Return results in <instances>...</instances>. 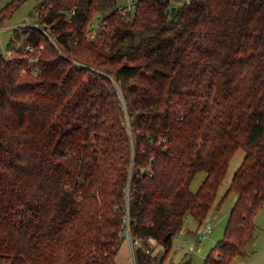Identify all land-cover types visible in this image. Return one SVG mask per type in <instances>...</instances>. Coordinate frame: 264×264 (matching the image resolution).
Here are the masks:
<instances>
[{
  "label": "trees",
  "instance_id": "1",
  "mask_svg": "<svg viewBox=\"0 0 264 264\" xmlns=\"http://www.w3.org/2000/svg\"><path fill=\"white\" fill-rule=\"evenodd\" d=\"M22 1L0 9V31ZM34 1L11 53L0 46V264L114 263L130 175L133 233L166 264L238 148L235 202L203 262L247 255L264 203V0H139L128 17L117 0Z\"/></svg>",
  "mask_w": 264,
  "mask_h": 264
},
{
  "label": "rangeland",
  "instance_id": "2",
  "mask_svg": "<svg viewBox=\"0 0 264 264\" xmlns=\"http://www.w3.org/2000/svg\"><path fill=\"white\" fill-rule=\"evenodd\" d=\"M12 0H0V9L6 7L7 3ZM34 0H23L22 3L13 8L7 18L2 22L4 27H14L24 24H31L36 15ZM11 29H4L0 31V46L3 49L7 48L8 39L11 35ZM7 50V49H6ZM12 50H7L5 53L9 55ZM244 157V151L242 148H238L229 161L226 169V175L220 187L218 189L215 204L208 212L206 219L198 224L196 220L188 216L180 229L171 239V249L167 254L166 264H204V258L215 243L221 239L224 235L225 224L228 219V213L234 204L236 194L229 192L224 196L229 183ZM206 173L204 171H198L191 182V190H197L198 185L205 178ZM224 196V198H223ZM255 237L250 243V252L243 256H237L230 260L228 264H262L264 258V203L262 207L255 213ZM209 224L210 230L204 238L199 241L200 233H203L204 227ZM190 228L191 232L184 233L183 229ZM183 231V232H182ZM195 251H188L189 247L196 244ZM112 264H132L130 249L126 241L120 244L119 251Z\"/></svg>",
  "mask_w": 264,
  "mask_h": 264
},
{
  "label": "built area",
  "instance_id": "3",
  "mask_svg": "<svg viewBox=\"0 0 264 264\" xmlns=\"http://www.w3.org/2000/svg\"><path fill=\"white\" fill-rule=\"evenodd\" d=\"M187 1V0H186ZM139 4V0H117L116 8L118 10L119 15L123 17H128L133 15L136 7ZM44 33L48 37L49 41L52 43L56 42L54 35H52L48 30H44ZM30 49V48H29ZM37 58H34V61ZM130 175L129 180L123 187V214H122V229L121 235H123V241H126L128 247L130 249L131 263L139 264L138 261V253L140 252L142 255L148 258V262L146 264H158L165 254V248L158 242V239L154 236L148 237H140L137 234L133 233L132 230V219L130 216L129 210V200H130ZM210 225L206 224L203 230V233L199 235V241L206 236V234L210 230ZM196 245L190 247L189 250H194Z\"/></svg>",
  "mask_w": 264,
  "mask_h": 264
},
{
  "label": "crops",
  "instance_id": "4",
  "mask_svg": "<svg viewBox=\"0 0 264 264\" xmlns=\"http://www.w3.org/2000/svg\"><path fill=\"white\" fill-rule=\"evenodd\" d=\"M34 18H35V16H34ZM30 23H33V21L30 22ZM2 27H3V30H4V29H8V28L12 30L11 26H9V25H8V27H4V26H2ZM234 200H235V199H234ZM181 229H182V228H181ZM183 230H184V233H186V234H188V232H191V231H190V228H189L188 231H186V232H185L186 229H183ZM182 232H183V231H182ZM193 245H196V246H197V242H196V244H193ZM193 245H191L190 247H192ZM190 247H189V249H190ZM196 248H197V247H196ZM196 248H195L194 250H192V251H195ZM188 251H191V250H188ZM192 251H191V252H192ZM234 258H235V257H234Z\"/></svg>",
  "mask_w": 264,
  "mask_h": 264
},
{
  "label": "water",
  "instance_id": "5",
  "mask_svg": "<svg viewBox=\"0 0 264 264\" xmlns=\"http://www.w3.org/2000/svg\"><path fill=\"white\" fill-rule=\"evenodd\" d=\"M174 9H175V7L173 6V7H172V12H173ZM165 238H169V234H167V235L165 236Z\"/></svg>",
  "mask_w": 264,
  "mask_h": 264
}]
</instances>
